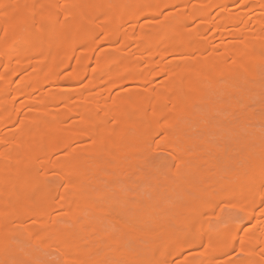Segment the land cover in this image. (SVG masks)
I'll return each mask as SVG.
<instances>
[{"label":"bare ground","instance_id":"bare-ground-1","mask_svg":"<svg viewBox=\"0 0 264 264\" xmlns=\"http://www.w3.org/2000/svg\"><path fill=\"white\" fill-rule=\"evenodd\" d=\"M28 244L264 264V0H0V264Z\"/></svg>","mask_w":264,"mask_h":264},{"label":"rangeland","instance_id":"rangeland-1","mask_svg":"<svg viewBox=\"0 0 264 264\" xmlns=\"http://www.w3.org/2000/svg\"><path fill=\"white\" fill-rule=\"evenodd\" d=\"M246 125L255 128L257 127L256 128L257 130L261 127L259 125V122H252V120H249V122ZM221 132L228 133L227 130L224 129H222ZM231 138L232 136L230 138H227V142L230 141ZM238 139L239 138H236V141ZM232 141L233 140L231 139V142ZM151 155L152 157L150 158V160L148 161L145 167L146 171L142 168L140 172H138V174L134 175L131 178V186L130 189L128 190V192H131V194H136L138 192L143 193L144 189L148 186V184L152 181V179L161 176H166L167 169H169L168 167L173 164L171 160L169 159L167 160L163 158L162 156L166 154L160 151L158 152L152 151ZM235 210H236L235 207L232 206L229 207V205L226 204L224 206H221L219 210H217L216 212L223 216L227 215L226 218L227 217L238 218L239 212H237L238 211L237 210L235 213ZM233 214L236 215L232 216ZM215 216L213 218H215ZM31 249H32L31 244L26 245V247L23 249L25 251L26 256L29 259V262H27L26 264H63V262H61L56 255H49L48 253L40 249H36L35 251H32Z\"/></svg>","mask_w":264,"mask_h":264}]
</instances>
